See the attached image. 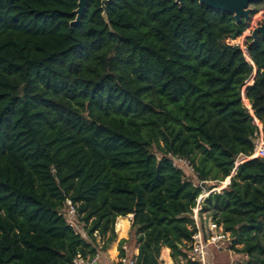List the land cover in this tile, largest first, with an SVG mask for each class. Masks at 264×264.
<instances>
[{
  "label": "trees",
  "instance_id": "trees-1",
  "mask_svg": "<svg viewBox=\"0 0 264 264\" xmlns=\"http://www.w3.org/2000/svg\"><path fill=\"white\" fill-rule=\"evenodd\" d=\"M102 1L71 26L78 0H0V264L95 254L61 215L68 199L92 238L114 241L119 217L125 237L134 215L137 264H164L163 248L178 263L200 190L166 156L222 182L253 153L256 119L264 132V39L246 41L253 63L228 43L250 24L198 0H111L106 23ZM205 208L241 264H264V159Z\"/></svg>",
  "mask_w": 264,
  "mask_h": 264
},
{
  "label": "built area",
  "instance_id": "built-area-1",
  "mask_svg": "<svg viewBox=\"0 0 264 264\" xmlns=\"http://www.w3.org/2000/svg\"><path fill=\"white\" fill-rule=\"evenodd\" d=\"M249 27L245 32V36L251 37V30ZM230 41V40H229ZM247 41V40H246ZM245 41V44H246ZM229 43V42H228ZM230 44V43H229ZM239 46V45H235ZM241 49L247 58L248 49L242 45ZM247 53V54H246ZM249 55V54H248ZM249 61V60H248ZM253 63L252 61H249ZM258 125V122H257ZM259 131L253 137L254 150L249 156L241 155L235 162V169L230 177L220 182L224 185L220 190L216 187L209 188L208 184L213 181H203L199 177L191 160L183 158L180 155L169 153L166 158L171 162L175 169L181 170L192 186L200 190V194L196 199V204L191 209L188 217L192 223L189 229L193 232L192 239L187 243V252L185 256L179 257L178 263L174 262L172 258L165 264H241L247 255L240 253L243 245L237 243V237L232 232L225 229L224 223L219 221V218L206 210V200L210 195L217 192L222 193L231 184V179L234 176L239 165L257 158L264 159V132L262 126L258 125ZM160 156V154H159ZM217 190V191H216ZM66 220L67 225L74 231L75 235L80 236L92 249L95 254L83 256L78 254L71 264H137V257L139 255L138 248L130 249L125 244L119 248L120 252L115 258H110L105 252L102 236L99 230L93 232V238L89 235V229L92 225V220L89 223L84 221V214L79 212V204L73 203L68 199L65 203L64 209L61 211ZM134 218V215H129ZM121 217L117 218L118 221ZM118 222H116L117 226ZM134 225V221H133ZM129 228H132L131 223ZM92 239H96L93 243ZM124 253V254H123Z\"/></svg>",
  "mask_w": 264,
  "mask_h": 264
},
{
  "label": "water",
  "instance_id": "water-1",
  "mask_svg": "<svg viewBox=\"0 0 264 264\" xmlns=\"http://www.w3.org/2000/svg\"><path fill=\"white\" fill-rule=\"evenodd\" d=\"M110 2L111 0H103L101 5V9L103 10L102 17L106 23H109L106 5ZM198 2L201 6L231 15L235 19L236 25H239L242 21L245 24H250L252 13L250 6L252 4H264V0H198ZM180 3L181 0H176V4L180 5ZM88 4L89 0H78L77 9L73 12L76 19L71 22V26L81 22ZM260 37L264 39V24L256 27L251 35L253 43H256Z\"/></svg>",
  "mask_w": 264,
  "mask_h": 264
},
{
  "label": "rangeland",
  "instance_id": "rangeland-1",
  "mask_svg": "<svg viewBox=\"0 0 264 264\" xmlns=\"http://www.w3.org/2000/svg\"><path fill=\"white\" fill-rule=\"evenodd\" d=\"M250 9L252 10L251 20H250V27H253V29L251 30V35H252V32L256 27L264 24V5L256 4L255 6H251ZM253 10H254V12H253ZM247 39H248V36H245V34H243L242 36H240L236 40H230V41L228 40V42L232 45H239L240 47L243 45L245 47V41ZM243 102H244V105L246 106L245 101H243ZM248 109H251V106ZM251 114L254 115L252 111H251ZM255 122H256V124L258 122V125L262 126L261 122H259L257 119L255 120ZM208 187L209 188L216 187V188L221 189L223 186L221 185L220 182H212V184L211 183L208 184ZM217 193H219V192H217ZM125 218H127L128 223L129 224L131 223V225H132V228H128V231L126 232L125 237H122V238L119 237V233H118V229H117L116 225H114L115 233H116V238L114 241L109 242V238L111 237L110 232L107 234L106 237H102V239L104 240L103 241L104 245L103 244H100V245H102L103 247L105 246V251L102 250V252H105L107 255L110 256V258H115L118 255V253L120 252L119 248H122L125 244L128 246V248L130 247V249H134L137 247V246L133 247V245H132V244L137 242L136 231L133 228L134 218H131V216H127ZM116 222H118V219L116 220ZM92 240H93V243H95L96 239H92ZM123 240H126L129 244L127 242L123 243L122 242ZM114 247H115V249H113ZM168 250L169 251L167 253V251H164V248L162 249L161 260L163 261L164 264L168 263L170 261L169 259L171 258V256H170L171 250L170 249H168ZM243 261H245V259H243Z\"/></svg>",
  "mask_w": 264,
  "mask_h": 264
},
{
  "label": "crops",
  "instance_id": "crops-1",
  "mask_svg": "<svg viewBox=\"0 0 264 264\" xmlns=\"http://www.w3.org/2000/svg\"><path fill=\"white\" fill-rule=\"evenodd\" d=\"M244 99H246L245 96H244V98H243V101H244ZM164 251H167V253H168L169 250H168V248H166V249L164 248ZM138 253H139V250H138ZM168 259H169V258H168ZM169 260H170V259H169Z\"/></svg>",
  "mask_w": 264,
  "mask_h": 264
},
{
  "label": "flooded vegetation",
  "instance_id": "flooded-vegetation-1",
  "mask_svg": "<svg viewBox=\"0 0 264 264\" xmlns=\"http://www.w3.org/2000/svg\"><path fill=\"white\" fill-rule=\"evenodd\" d=\"M255 5H256V4H252L251 6H255ZM262 5H264V4H262ZM251 6H250V7H251ZM253 12H254V10H253ZM252 15H253V14H252Z\"/></svg>",
  "mask_w": 264,
  "mask_h": 264
},
{
  "label": "bare ground",
  "instance_id": "bare-ground-1",
  "mask_svg": "<svg viewBox=\"0 0 264 264\" xmlns=\"http://www.w3.org/2000/svg\"><path fill=\"white\" fill-rule=\"evenodd\" d=\"M222 186H224V185H222ZM123 236L121 235V238H122Z\"/></svg>",
  "mask_w": 264,
  "mask_h": 264
}]
</instances>
